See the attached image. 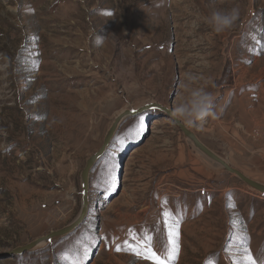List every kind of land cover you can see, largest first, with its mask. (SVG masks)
Segmentation results:
<instances>
[{
	"label": "rangeland",
	"instance_id": "1",
	"mask_svg": "<svg viewBox=\"0 0 264 264\" xmlns=\"http://www.w3.org/2000/svg\"><path fill=\"white\" fill-rule=\"evenodd\" d=\"M234 7L216 33L211 12ZM189 73L215 116L187 125L263 175L264 0H0V264H158L129 250L145 246L165 264H264V194L157 109L121 122L77 229L11 253L76 219L81 171L116 116L174 108Z\"/></svg>",
	"mask_w": 264,
	"mask_h": 264
},
{
	"label": "water",
	"instance_id": "2",
	"mask_svg": "<svg viewBox=\"0 0 264 264\" xmlns=\"http://www.w3.org/2000/svg\"><path fill=\"white\" fill-rule=\"evenodd\" d=\"M149 109H157L160 112H164L169 117L173 119L175 123L180 127L181 131L183 132L184 137L192 143L195 148L204 154L206 158H209L213 163L217 164L218 166H221V169L224 171L238 176L242 182H244L250 189L256 190L259 193L264 194V183L253 179L250 176L246 175L242 170L236 169L233 167L225 158L217 155L207 144H205L199 137L196 135V133L193 131V129L186 123L180 122L175 120L170 113L172 112L173 108L168 107L166 105H162L159 102H153V101H147L144 104L141 105V107L136 109H129L122 111L120 114L116 116L114 121L112 122L109 131L105 135L103 139L102 146L95 151L87 160L86 165L82 169L80 178L82 180V205L81 208L76 215V219L72 221L71 223L59 228L58 230L51 231L47 234L42 235L40 238H37L36 240H33L31 242H28L27 244H24L23 246L16 247L11 250L12 254L15 255H21L25 251H33L36 249H40L42 246L46 245V243L51 242L53 239H57L59 237H63L65 235H68L73 230L77 229V227L84 221L86 218V214L88 212L89 204H90V197H89V189H90V175L92 172V169L94 165L98 162V160L105 154L107 149L110 146V141L114 137L116 131L119 129L121 122H123L124 119H126L128 116L136 115L141 112H144L145 110Z\"/></svg>",
	"mask_w": 264,
	"mask_h": 264
},
{
	"label": "clouds",
	"instance_id": "3",
	"mask_svg": "<svg viewBox=\"0 0 264 264\" xmlns=\"http://www.w3.org/2000/svg\"><path fill=\"white\" fill-rule=\"evenodd\" d=\"M240 17L239 7L231 10H214L208 17V23L216 33H223L232 28ZM199 78L187 74L180 87L185 95L176 105L170 115L177 121L195 125L202 124L208 117H214L215 97L204 86H196Z\"/></svg>",
	"mask_w": 264,
	"mask_h": 264
},
{
	"label": "snow or ice",
	"instance_id": "4",
	"mask_svg": "<svg viewBox=\"0 0 264 264\" xmlns=\"http://www.w3.org/2000/svg\"><path fill=\"white\" fill-rule=\"evenodd\" d=\"M177 235H178V233H177ZM117 250H120V249L118 248ZM129 250L136 251L137 255H140L141 253H143L145 258L157 261L158 264H165V262L163 260H161L160 256H158L156 252L152 251L150 248H147L146 246L141 247L140 251H137V248H135V247H130ZM248 259L250 261V264H255V261L252 260L251 256H249Z\"/></svg>",
	"mask_w": 264,
	"mask_h": 264
},
{
	"label": "crops",
	"instance_id": "5",
	"mask_svg": "<svg viewBox=\"0 0 264 264\" xmlns=\"http://www.w3.org/2000/svg\"><path fill=\"white\" fill-rule=\"evenodd\" d=\"M247 111H249V109H245L244 110V113L246 112V113H248ZM248 124V123H247ZM246 127V126H245ZM251 129V128H250ZM253 130V129H252ZM236 134V133H235ZM258 134V136H260V134L261 133H257ZM238 136V135H237ZM240 136V135H239ZM241 137V139L242 140H245L246 141V139L245 138H243L242 136H240ZM252 137L253 138H256V136L255 135H252ZM199 139H201V138H199ZM257 139H263V138H257ZM202 140V139H201ZM236 140V139H235ZM205 144H207L204 140H202ZM236 142V141H235ZM259 150H261V152L262 151H264V149H259ZM264 155V154H263ZM248 176H250L251 178H253V179H258L259 181H261V182H263L264 183V174L263 175H259V176H255V177H252L251 175H249V174H247Z\"/></svg>",
	"mask_w": 264,
	"mask_h": 264
},
{
	"label": "bare ground",
	"instance_id": "6",
	"mask_svg": "<svg viewBox=\"0 0 264 264\" xmlns=\"http://www.w3.org/2000/svg\"><path fill=\"white\" fill-rule=\"evenodd\" d=\"M120 114V113H119ZM187 125V124H186ZM188 126V125H187ZM108 150V149H107Z\"/></svg>",
	"mask_w": 264,
	"mask_h": 264
}]
</instances>
